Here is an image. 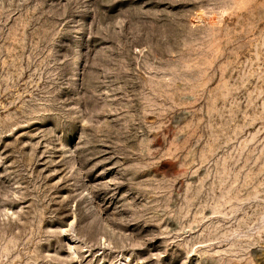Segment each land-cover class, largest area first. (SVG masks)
<instances>
[{
	"label": "rangeland",
	"instance_id": "obj_1",
	"mask_svg": "<svg viewBox=\"0 0 264 264\" xmlns=\"http://www.w3.org/2000/svg\"><path fill=\"white\" fill-rule=\"evenodd\" d=\"M0 264H264V0H0Z\"/></svg>",
	"mask_w": 264,
	"mask_h": 264
}]
</instances>
